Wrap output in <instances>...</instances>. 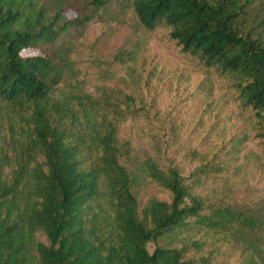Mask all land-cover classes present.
Masks as SVG:
<instances>
[{
    "label": "trees",
    "instance_id": "1",
    "mask_svg": "<svg viewBox=\"0 0 264 264\" xmlns=\"http://www.w3.org/2000/svg\"><path fill=\"white\" fill-rule=\"evenodd\" d=\"M116 1L144 30L165 29L245 117L203 153L191 149L189 173L168 156L179 138L172 114L122 87L90 90L67 75L70 27L113 23ZM128 121L146 126L151 151L121 137ZM212 177L227 179L208 188ZM257 177L264 0H0V264H264ZM148 183L169 200L141 205ZM233 244L242 246L234 261Z\"/></svg>",
    "mask_w": 264,
    "mask_h": 264
},
{
    "label": "rangeland",
    "instance_id": "2",
    "mask_svg": "<svg viewBox=\"0 0 264 264\" xmlns=\"http://www.w3.org/2000/svg\"><path fill=\"white\" fill-rule=\"evenodd\" d=\"M109 12L113 23L92 20L86 25L70 27L68 36L63 39L70 44L64 46L70 48L67 54L71 65L67 75L90 90L97 86L122 87L138 97L155 101L165 119L172 114L177 124L171 123L178 125L179 138L168 156L176 154L177 163L189 173L196 162H191L192 154L188 152L195 149L203 153L212 135L222 141L227 132L229 135L238 132L245 117L227 101L222 81L208 75L186 57L170 41L165 29L144 30L130 9L123 11L119 1L114 2ZM65 16L72 19L75 13L69 11ZM141 128L146 126L128 121L121 126L120 135L131 139L138 151L144 153L151 151L152 139ZM211 128L213 131L206 133ZM248 150L253 156L251 151L256 148L248 145ZM226 179L212 177L207 187H221ZM253 184L262 189L264 180L257 177ZM247 192L245 187L240 195L243 197ZM258 194L264 195V192ZM153 196L169 200L156 184L148 183L139 197L141 205ZM230 247L234 261L242 246L233 244Z\"/></svg>",
    "mask_w": 264,
    "mask_h": 264
}]
</instances>
